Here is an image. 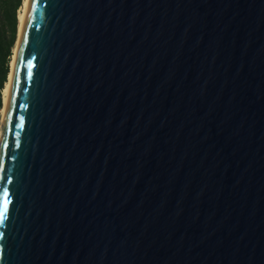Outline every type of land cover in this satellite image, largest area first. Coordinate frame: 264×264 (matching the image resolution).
I'll use <instances>...</instances> for the list:
<instances>
[{
	"label": "water",
	"instance_id": "water-1",
	"mask_svg": "<svg viewBox=\"0 0 264 264\" xmlns=\"http://www.w3.org/2000/svg\"><path fill=\"white\" fill-rule=\"evenodd\" d=\"M4 187L0 264H264V0H31Z\"/></svg>",
	"mask_w": 264,
	"mask_h": 264
},
{
	"label": "trees",
	"instance_id": "trees-1",
	"mask_svg": "<svg viewBox=\"0 0 264 264\" xmlns=\"http://www.w3.org/2000/svg\"><path fill=\"white\" fill-rule=\"evenodd\" d=\"M23 0H0V119L2 94L8 79L10 60L17 40L19 11Z\"/></svg>",
	"mask_w": 264,
	"mask_h": 264
},
{
	"label": "bare ground",
	"instance_id": "bare-ground-1",
	"mask_svg": "<svg viewBox=\"0 0 264 264\" xmlns=\"http://www.w3.org/2000/svg\"><path fill=\"white\" fill-rule=\"evenodd\" d=\"M30 2H31V0H23L21 9L19 11V16H18L19 25H18L17 40H16L15 47L13 49V54H12V57L10 60V70L8 73V79H7V82L4 86L3 94H2V108H1V119H0V144H1V137H2V124H3L5 109H6L8 95H9L14 64H15L17 50H18V46H19V41H20V37H21V33H22L23 23H24V20L26 18V15L28 13V10H29Z\"/></svg>",
	"mask_w": 264,
	"mask_h": 264
},
{
	"label": "snow or ice",
	"instance_id": "snow-or-ice-1",
	"mask_svg": "<svg viewBox=\"0 0 264 264\" xmlns=\"http://www.w3.org/2000/svg\"><path fill=\"white\" fill-rule=\"evenodd\" d=\"M31 61H29V65ZM20 107H24V105H20ZM24 117L21 116L20 120L23 121ZM21 125L17 123L16 127H20ZM7 146V145H4ZM8 204H9V190L7 187L0 189V221H2L3 217L8 211Z\"/></svg>",
	"mask_w": 264,
	"mask_h": 264
}]
</instances>
